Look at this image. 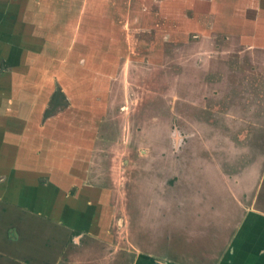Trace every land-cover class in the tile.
Returning a JSON list of instances; mask_svg holds the SVG:
<instances>
[{"label":"rangeland","instance_id":"obj_1","mask_svg":"<svg viewBox=\"0 0 264 264\" xmlns=\"http://www.w3.org/2000/svg\"><path fill=\"white\" fill-rule=\"evenodd\" d=\"M42 3L25 63L0 53V81L15 86L5 113L25 101L36 134L26 208L0 201V264H201L232 239L226 227L259 230L264 0ZM77 161L83 181L52 182ZM86 188L102 200L86 207Z\"/></svg>","mask_w":264,"mask_h":264},{"label":"crops","instance_id":"obj_2","mask_svg":"<svg viewBox=\"0 0 264 264\" xmlns=\"http://www.w3.org/2000/svg\"><path fill=\"white\" fill-rule=\"evenodd\" d=\"M40 1V2H39ZM0 2L4 3V8L6 7L7 10H5V15L3 13V19L0 21V53L3 55V53H6L10 57L14 58L18 56V65H21L22 62L25 63V57H27L30 50H34L32 47L33 45L26 42L29 38H35L34 36L30 35L29 33L32 32H42V15L41 12L43 7L42 0H0ZM14 3V4H13ZM54 4V2H52ZM1 5V4H0ZM39 5H41L39 7ZM3 6V4H2ZM52 4H50V7ZM15 7L17 10V16H18V24H17V32L15 29L12 30L11 23L12 18L14 17V12L11 11V8ZM40 10V11H38ZM50 16L52 17V20H58L57 15L52 13V8ZM39 16V17H38ZM7 17L9 18L7 20ZM14 19V18H13ZM15 24V22H13ZM55 23V21L53 22ZM58 23V22H57ZM7 24V25H6ZM41 24V25H40ZM2 25V27H1ZM14 32L18 33V35L15 36ZM69 38V36H67ZM37 47V44H36ZM37 51V49H36ZM12 87H15L14 85H11L9 82L6 83L4 81H0V151L4 154L7 149H9V155H1L5 158V156L9 157L7 161H0V201H10L15 204L22 205L26 208V200L27 195L25 194L27 190V171L28 165H27V156H26V149L29 147V145L33 144L32 141H28V137H33L34 130L29 132L30 130H27V124L26 122H31V118L29 117L30 114L26 113L25 106L26 102L22 105H19V112L17 113V116H13L11 114H6L5 110L7 108L6 104V96L10 95V89ZM102 86H99V90H101ZM103 89V87H102ZM99 102L103 105H105L104 100L100 99ZM6 106V107H5ZM102 111H105V108H101ZM100 109V111H101ZM88 114V113H86ZM89 115V114H88ZM96 119V118H95ZM86 120L92 121L93 117H86ZM94 121V120H93ZM20 124V127L17 128H11L10 126H15L16 123ZM22 126V127H21ZM36 134L34 133V137ZM89 149V148H88ZM86 148V184L89 183L91 177V157H90V151ZM41 162V161H40ZM39 163H37V167H34V169H37L39 167ZM79 161L73 163L72 170L69 169V172L67 173V179L68 180H61V182H56L55 180H52V182L57 185H63L67 184L71 181L74 182L75 179L79 181H83L84 179L81 177V172L83 174L82 168H84L85 163L82 162L80 165L78 163ZM40 170V169H39ZM78 170H80V173H78ZM84 175V174H83ZM82 175V176H83ZM62 179V178H61ZM43 188V187H42ZM35 188V191L39 193V191H44L48 188ZM96 188L87 189L86 188V207H90L91 205L87 206V202L89 200L93 201H100L102 200L100 196V192H96L98 190H95ZM59 190V189H58ZM52 193V191H51ZM54 194V193H53ZM39 198V196H38ZM26 199V200H25ZM55 202H57V198H54ZM25 202V203H24ZM58 204V202H57ZM97 206L99 204L95 203ZM94 205V204H93ZM96 206V207H97ZM100 206V205H99ZM254 209L249 208V222L251 219V215L253 217H256V220L260 223L259 230L252 231L253 228L258 229V226L252 227L250 224H245L243 227L238 228L237 231L235 230L236 226L232 225L231 227H226L227 232H229V229L231 230L230 235L233 233L232 239L229 238V240L222 239L220 242L216 241L213 242L214 247L211 249H215V251H211L207 256H204L205 258H198L199 263L201 264H264V213L260 212V210L254 211ZM253 212V213H250ZM183 213V211H179V218L180 214ZM192 211H186V214L191 216ZM94 220V219H93ZM239 226V225H238ZM166 227V226H164ZM165 230V229H164ZM254 232H257V234L263 236L262 242L259 241V249L258 252L255 250L256 242L252 241V237L255 234ZM237 233V235H236ZM254 233V234H252ZM239 240H235V237ZM247 240L245 241V239ZM257 242V243H259ZM202 242L200 245L203 246ZM205 244V243H204ZM220 250V251H219ZM229 250V251H228ZM188 258V256H186ZM184 263H190V261H184Z\"/></svg>","mask_w":264,"mask_h":264},{"label":"trees","instance_id":"obj_3","mask_svg":"<svg viewBox=\"0 0 264 264\" xmlns=\"http://www.w3.org/2000/svg\"><path fill=\"white\" fill-rule=\"evenodd\" d=\"M3 18V14L0 13V20Z\"/></svg>","mask_w":264,"mask_h":264}]
</instances>
